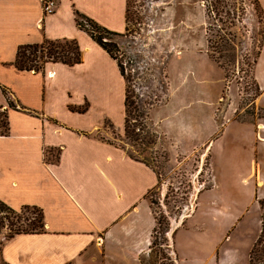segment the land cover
I'll return each mask as SVG.
<instances>
[{"label": "crops", "instance_id": "crops-1", "mask_svg": "<svg viewBox=\"0 0 264 264\" xmlns=\"http://www.w3.org/2000/svg\"><path fill=\"white\" fill-rule=\"evenodd\" d=\"M260 3L264 9V0ZM76 11L112 30L127 29L128 0H57L52 14H45L43 0H0V110L7 112L10 127L9 133L0 132V199L15 209L40 207L46 230L6 242L0 253L3 264H148L152 253L156 218L148 194L158 187L159 178L145 163L96 136L107 119L122 129L123 116L117 122L114 111L120 103L125 112L126 82L117 61L77 25ZM45 39H76L83 61L48 62L43 71L17 69L18 48ZM263 61L264 47L255 70L261 89L257 101L264 109ZM172 102L173 96L164 114ZM209 127L202 123L200 128L208 132ZM253 143L257 154H264V118ZM48 149L59 150V158L48 160ZM252 162L241 181L255 180L258 201L264 169L258 160ZM212 188L199 194L197 209L187 221L196 217L201 195ZM211 213L219 214L217 209L204 211L206 217ZM243 216L226 229L235 230ZM187 221L171 224L177 264L210 263L232 232L212 243L209 255L189 260L182 255L186 243L181 249L177 245Z\"/></svg>", "mask_w": 264, "mask_h": 264}, {"label": "rangeland", "instance_id": "rangeland-1", "mask_svg": "<svg viewBox=\"0 0 264 264\" xmlns=\"http://www.w3.org/2000/svg\"><path fill=\"white\" fill-rule=\"evenodd\" d=\"M260 15L253 0H128L119 55L132 79L136 104L147 111V128L139 125L137 134L129 137L124 124L119 130L107 119L96 136L133 159L144 160L159 178L158 187L148 194L156 218L148 264H177L171 224L185 225L197 209L199 194L213 185L201 195L196 217L177 234L178 248L184 247L182 242L187 245L182 255L189 260L192 255H209L212 243L231 231L226 229L229 222L244 213L218 257L208 264H251L253 249V263L264 264V188L258 189L256 201L255 180L241 181L250 173L252 161L258 160L264 169V154L258 155L253 147L257 125L264 118L255 76L264 27ZM218 34L235 37L234 49L228 50L234 60L226 70L211 57L209 39ZM117 105L115 119L123 116L125 123L126 113ZM137 120L143 122L142 118L132 122ZM202 123L210 131H201ZM58 155L57 149L46 151L48 160ZM206 208L217 209L222 218L214 213L206 217ZM21 209H16L23 217L17 225L36 215ZM3 215L0 253L6 236L16 228Z\"/></svg>", "mask_w": 264, "mask_h": 264}, {"label": "trees", "instance_id": "trees-1", "mask_svg": "<svg viewBox=\"0 0 264 264\" xmlns=\"http://www.w3.org/2000/svg\"><path fill=\"white\" fill-rule=\"evenodd\" d=\"M256 6L257 12L261 15L262 20L264 21V10L261 6L259 0H253ZM77 25L80 29L87 32L90 37L96 41L105 51L109 53V55L115 59L118 63L121 74L123 75L126 82V91H125V130L126 134L129 137H134L136 133L137 127L140 125L141 129L147 128L146 124V113L145 109L137 106L136 101L134 99V92L131 85V77L127 76L125 63L123 59H121L119 53L121 52V45L119 43V39H121L125 34L122 32H118L104 26L99 23L95 19L76 11ZM86 22V23H85ZM216 39H209V47L211 52V57L213 60L224 70L230 66L234 60L231 58V55L228 53V50L234 49L232 42H235V37H229L228 35H217ZM262 42L260 46V51L258 56L260 57L262 46L264 43V27L262 30ZM258 57L255 61L257 62ZM62 62L68 65H75L77 63H81L83 61L82 50L79 42L76 39H45L42 43L37 44H25L21 45L18 48L17 56L15 59V66L17 69L21 71H40L41 68H45V65L39 64V62ZM259 89V88H258ZM9 106L14 109H18L15 104L9 101ZM24 111L32 113L31 110H28L24 107H21ZM86 109H81V111H85ZM1 111V110H0ZM142 118L143 122H132V119ZM135 123V124H133ZM10 127L8 123L7 112H0V132L2 134L9 133ZM52 150V149H50ZM59 158V155L58 157ZM142 163H146L144 160L136 159ZM22 209L31 210L35 215L33 219L25 218L24 223L19 224L23 219V217L19 214L14 207L6 203L5 201L0 199V214H4L2 219L8 220V222L12 226H16V228L12 229V233L6 236V242L11 241L18 235L24 234H40L44 233L45 230V222H44V214L43 210L36 205H26L23 206ZM21 209V210H22ZM14 219H16L14 221ZM3 223V220L0 221V225ZM162 224L161 220H157V224ZM262 238L260 237L258 243L261 244ZM5 242V243H6ZM155 243V242H153ZM254 252V249L252 253ZM251 253V264L253 263V255Z\"/></svg>", "mask_w": 264, "mask_h": 264}, {"label": "built area", "instance_id": "built-area-1", "mask_svg": "<svg viewBox=\"0 0 264 264\" xmlns=\"http://www.w3.org/2000/svg\"><path fill=\"white\" fill-rule=\"evenodd\" d=\"M43 5L45 14H52L56 11L57 0H43Z\"/></svg>", "mask_w": 264, "mask_h": 264}]
</instances>
